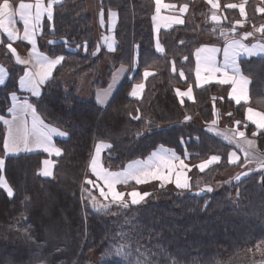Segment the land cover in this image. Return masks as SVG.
Here are the masks:
<instances>
[{"label": "trees", "instance_id": "trees-1", "mask_svg": "<svg viewBox=\"0 0 264 264\" xmlns=\"http://www.w3.org/2000/svg\"><path fill=\"white\" fill-rule=\"evenodd\" d=\"M167 1L187 2L191 16L183 26L161 32L164 52L159 54L151 29L153 0H100L105 20L109 9L118 17L114 60L99 71L100 57L92 55L97 43L86 1L63 0L55 6L53 20H44L39 47L51 56L62 54L65 60L37 98L19 91L23 69L0 47V58L9 69L0 88V116H7L10 95L15 92L28 99L46 123L68 133L64 140L55 141L62 154L55 159L52 177L43 178L39 170L45 154L5 155V125L0 121V157L5 162L0 175L13 189L10 197L0 188V264H264V173L251 172L225 182L219 191L198 190L212 187L232 167L227 159L232 146L210 132L208 124L222 116L226 127H238L251 136L253 126L235 125L237 120L245 122V104L235 105L227 98V88L217 84L193 87V101L183 104L175 93L176 87L193 84L194 51L203 43H223L221 30L230 32L241 18L236 8H225L224 20L217 24L210 20L215 11L201 0ZM246 10V29H237L235 36L264 25V12L253 2ZM260 35L253 36L263 39ZM43 39L58 42L48 48ZM67 46L76 50H66ZM134 55L133 77L123 79L104 108L93 100H78L75 86L65 90L64 78L69 74L75 83L81 75L94 72L95 86H105L114 68L129 67ZM239 64L251 80L249 105L264 111V57L242 59ZM146 68L156 74L145 80L142 97L133 99L131 88ZM181 69L184 81L179 76ZM137 115L139 119L132 118ZM186 115L191 120L185 121ZM255 139L258 150H264V135ZM97 141L112 145L102 160L105 167L114 169L146 157L158 145L187 155L191 166L211 155H220L221 161L204 172L191 167V189L186 194L155 188L143 203L128 208L111 204L108 210H97L85 191L92 189L85 178Z\"/></svg>", "mask_w": 264, "mask_h": 264}, {"label": "snow or ice", "instance_id": "snow-or-ice-1", "mask_svg": "<svg viewBox=\"0 0 264 264\" xmlns=\"http://www.w3.org/2000/svg\"><path fill=\"white\" fill-rule=\"evenodd\" d=\"M63 0H35L34 3L21 2L18 8L13 10L12 4L9 0H2L0 2V33L6 35L9 41L24 40L31 44V50L29 52V58L23 59L17 54V49L13 47L11 42L5 46L10 53L15 57V61L19 65L24 66L23 75L19 78V88L21 90H27L31 92L33 97H39L41 95V88L50 80L54 70L57 66L61 65L65 60V57L55 56L50 57L43 52H40L37 47V34L42 35V20L44 17L48 21L53 20L54 8L57 5H61ZM207 3L211 5L213 9H219V0H207ZM155 15L152 16L154 22L162 21L163 27H171L172 24H183L184 20L179 15L161 16L162 9H177L176 4L165 3L164 0H154ZM226 8L234 9L239 8L241 16L245 15V8L243 4H227ZM189 5L182 4L178 7V12L184 14L188 11ZM259 12H264V9H258ZM19 17V21L23 24V35L21 36L20 30L15 27L16 17ZM108 19L112 27L115 26V21L118 17L116 11L108 10ZM210 20L219 24L221 17L216 12H213L210 16ZM236 25L243 27L241 21H236ZM105 24L104 9L100 10V25L103 27ZM161 24L156 23V30L159 31ZM256 32L264 35V25L255 29ZM237 35L235 27H232L230 32L221 30L220 35L225 38V44L223 49L215 46L203 45L196 49V66H195V80L196 87H202L209 82L215 81L220 85H231V90L228 96L231 100H234L237 105H240L243 101L244 104L248 103L249 97L246 90V85L249 83L247 77H245L239 68L240 57L251 58L254 56H264V43L252 44L251 46L245 43L249 37L254 35L253 32H245L240 39H229V35ZM109 51H114V38L104 37ZM3 41L0 40V43ZM49 44L55 43V41H48ZM183 43V41H181ZM77 47H81L77 45ZM86 50V44L84 45ZM99 49H97L98 51ZM157 52H164V48L161 46L159 40L156 42ZM222 51L223 62H219L217 59L218 53ZM92 55H96L93 52ZM187 60V57H184ZM136 61H133L135 65ZM149 67H153L150 65ZM126 71L121 66L116 75ZM172 71H177L175 67V61L172 62ZM156 73L149 71L147 68L143 72L144 79L149 76H154ZM8 71L3 66H0V85L5 84ZM179 76L182 79H186L184 71H179ZM115 81V77H114ZM112 85H109V89L103 92H97V101L101 104L105 103L108 97ZM145 84L143 81L133 85L129 95L131 97L140 99L144 91ZM178 97L181 98V104L184 103L183 98L187 97L189 100L193 99L192 85L189 84L185 91L175 89ZM12 105L8 108V112L12 114V118L6 119L4 116H0V121L6 127V132L3 136V150L6 155H15L21 151L33 152L36 150H42L49 156L59 157L62 154V149L56 147L53 142L54 136L66 137L67 132L61 131L58 128L52 127L44 123L41 117L37 114L36 108L28 100H21L17 97L16 93L11 94ZM216 98H213L215 101ZM222 99V98H221ZM139 113V109H136ZM31 116V125L28 123V116ZM132 116V113L129 112ZM213 115L216 116L217 112L214 107ZM229 116L232 113H228ZM133 119H139V115L133 116ZM185 121L191 120L190 116L184 117ZM245 120L255 126L256 131L251 133L252 137L258 135H264V112L255 111L251 107L246 109ZM218 123V119H213L209 127L210 132H214L215 135L220 136L223 140L229 144H234L237 149L243 152L244 165L256 163L258 165L257 170H264V155H257L254 151L256 141L249 139L245 131L240 130L238 127L231 129L220 130L215 126ZM245 128L248 127V123L240 120L235 121V125H241ZM111 144L100 141L95 146L94 154L88 164V168L91 173L96 177L98 181L102 182L103 187L95 185L99 188L100 196L105 200H111L109 204H99L95 196L91 197L92 206L94 209L108 210L111 204H116L122 208H128L129 203L131 205H137L141 203L146 197L150 195L148 192L131 191L124 193L117 191V185H127L130 181H134L137 185L146 184L151 180L161 181L160 187L163 188L166 183H173L178 189H191L189 178L185 172V169L190 170V166L184 162L180 156L176 154L174 150L167 149L161 145L156 151L152 152L146 160H136L129 163L121 171H111L104 167L101 163V152L105 149H110ZM228 163L236 164L240 160V156L236 151L228 153ZM221 161L220 155H212L209 158L203 160L198 165L191 167H197L200 172H204L206 168L213 164H218ZM4 159H0V171L4 168ZM44 167L40 170V175L49 177L53 175L52 168L55 165V161L50 159L43 160ZM242 165V166H244ZM251 171V169H250ZM243 173L242 175H247ZM175 177L174 181L172 177ZM237 180L240 179L238 175ZM86 184H94L91 179L85 180ZM0 188L4 189L8 196L13 195V189L8 184L3 175H0ZM105 188L107 191H105ZM83 190V189H82ZM211 192L210 186H205L200 189V192ZM199 194V193H197ZM130 197V201L125 199V196ZM141 264V262H137ZM143 264H149L148 261H144ZM175 264V262H173Z\"/></svg>", "mask_w": 264, "mask_h": 264}, {"label": "crops", "instance_id": "crops-1", "mask_svg": "<svg viewBox=\"0 0 264 264\" xmlns=\"http://www.w3.org/2000/svg\"><path fill=\"white\" fill-rule=\"evenodd\" d=\"M86 1V11H88V9H89V6H88V3H87V0H85ZM201 1H203V0H201ZM205 1H207V0H205ZM222 0H219V5H220V7H219V13H221V14H223V10L226 8L225 7V5H227V4H230V3H222L221 2ZM10 2V1H9ZM21 1H19V2H17L16 4H13L12 2H10V4H12V6H13V10H15V9H17L18 8V5H19V3H20ZM24 2H30V3H34L35 2V0H24ZM45 2H46V0H45ZM164 2L165 3H170V4H176L177 5V9H168V10H164V9H162V11H161V16H170V15H179L183 20H184V23L183 24H172V26L171 27H168V28H165V27H163V22L162 21H158L160 24H161V27H160V29H159V31H157L156 30V23H158V22H154L153 20H152V16L153 15H155V4H154V0H153V12H152V14H151V29H152V33H153V41H154V49H155V51L157 52V50H156V42H157V40H159V42H160V44H161V46H162V43H161V41H160V34H161V32L162 31H165V30H170V29H173V28H178V27H181V26H183L185 23H186V21L187 20H189V18H190V16H191V12H190V6H189V8H188V11L186 12V13H184V14H180L179 12H178V7L180 6V5H182V4H188L187 2H183V3H176V2H170V1H167V0H164ZM254 3L256 6H257V10L258 9H264V0H239L238 1V3H233V4H237V5H240V4H243L244 5V8H245V15L244 16H241L240 15V12H239V8H236L237 10H238V13H239V17L241 18L240 20H242V21H244V19H246V17H247V10H246V5L247 4H249V3ZM98 4H99V15H100V10H101V7H100V2H98ZM189 5V4H188ZM258 5H261L262 6V8H259V6ZM112 11H114V10H112ZM90 16V15H89ZM91 17V16H90ZM107 18H108V15H107ZM45 19H47L46 17H44V19L42 20V25H43V22H44V20ZM92 19V18H91ZM92 23H93V19H92ZM117 23V22H116ZM216 23V22H215ZM262 26V25H261ZM260 26V27H261ZM15 27L17 28V29H19L20 30V34H21V36L23 35V24H22V22H20L19 21V17H18V15H17V17H16V24H15ZM260 27H258V28H260ZM115 26L112 28V31H110L111 32V35H112V38H114V48L116 47V40H115V37H114V32H115ZM40 36H41V34H37V47H38V50L40 51V52H43L44 54H46V55H48L46 52H44V51H42L41 49H40V47H39V38H40ZM242 36V35H241ZM241 36L240 37H232V38H229V39H240L241 38ZM110 38V37H109ZM0 40H2L3 42L2 43H0V47L3 49V51H4V54L5 55H7V56H9L10 58H11V61H12V63L15 65V66H17V67H20V68H22L23 69V71H24V66L23 65H19V64H17L16 63V61H15V57L12 55V53H10L9 51H8V49L6 48V44L7 43H9V42H11L12 44H13V47L14 48H16L17 49V54L21 57V58H23V59H28L29 58V52H30V50H31V44L29 43V42H27V41H24V40H22V39H20V40H16V41H9L8 39H7V37H6V35H4L3 33H0ZM55 41V43H53V44H49V45H47L46 43H45V41ZM57 40H55V39H43L42 40V44L44 45V46H46V47H52L54 44H57ZM245 43H247L246 41H244ZM258 43H262V42H250V43H247L248 45H252V44H258ZM224 44H225V41L223 42V43H221V44H218V43H204V44H201L199 47H201V46H203V45H208V46H215V47H217V48H220V49H223V47H224ZM107 45V44H106ZM163 47V46H162ZM198 47V48H199ZM66 50H71V49H68V46L66 47ZM73 50H76V47L73 49ZM196 51V50H195ZM195 51H194V69H193V84H191L192 85V89H193V87H196V80H195V66H196V57H195ZM116 53V52H115ZM157 53H159V54H162L161 52H157ZM60 55H62V54H59V55H55V56H60ZM48 56H50V57H55V56H51V55H48ZM63 56V55H62ZM257 57H264V56H254V57H251V58H247V57H240V59H239V62H240V60H242V59H252V58H257ZM217 59H218V61L219 62H223V53H222V51L220 52V53H218V55H217ZM136 61V55H134V57H133V60H132V63L130 64V66L129 67H125V66H123L125 69H126V71H124V72H122V73H119V75H116L117 74V72H118V70L121 68V66H117L116 68H114V70H113V72H112V74H111V77H110V79H109V81L107 82V84L105 85V86H101V87H97V86H95V84H94V82H95V80H93V77H92V75H90V74H92L91 72H89V73H85V74H83V75H81L78 79H77V81L74 83V81H73V76L71 75V74H69V75H67L66 76V78H64L65 80H64V83H65V90L66 91H68V90H70L72 87H74L75 86V89H76V95H77V98H78V100H80L81 102H84V103H86V102H90L91 100H93L97 105H99L100 107H102V108H104L105 106H106V104L110 101V99L112 98V96H113V94H114V92L116 91V89L118 88V86L120 85V83L123 81V79H125V78H129V79H131L132 77H133V74H134V72H135V68H136V66L135 65H133V61ZM136 64V63H135ZM0 66H3L4 68H6L7 69V71H8V74H9V69H8V66L1 60V58H0ZM58 67V66H57ZM239 68H240V70H241V67H240V64H239ZM149 71H152V72H155V71H153V70H150V69H148ZM144 72V71H143ZM143 72H142V77H141V79L140 80H138L137 82H135L134 84H136V83H139V82H141V81H143L144 82V84H145V80L146 79H144V77H143ZM241 73L243 74V72L241 71ZM86 74H89L90 75V79H89V82L87 83V87H85V88H83V87H81V80H82V78H83V76L84 75H86ZM23 75V73L21 74V76ZM245 77H247L248 78V80H249V83L246 85V90H247V93H248V97H249V100H248V103L247 104H245V110H244V119H245V115H246V109L248 108V107H251L252 109H254L255 111H260V112H264L261 108H256V107H253V106H251V105H249V102H250V84H251V80H250V78L248 77V76H246L245 74H243ZM9 76V75H8ZM8 76L6 77V81H7V79H8ZM114 77H115V81H114ZM150 77V76H149ZM20 78V77H19ZM52 78V77H51ZM50 78V79H51ZM181 78V77H180ZM181 80L182 81H184V79H182L181 78ZM50 81V80H49ZM48 81V82H49ZM47 82V83H48ZM6 83V82H5ZM46 83V84H47ZM45 84V85H46ZM133 84V85H134ZM211 84H217L215 81H212V82H209L208 84H205V85H203L202 87H204V86H206V85H211ZM4 85V84H3ZM3 85H0V88L3 86ZM44 85V86H45ZM109 85H112V88H111V90H110V93H109V95H108V97L106 98V101H105V103H103V104H101V103H99L98 101H97V92H103V91H105V90H108L109 89ZM217 85H220V84H217ZM43 86V87H44ZM221 87H226L227 88V98L229 99V100H231L230 98H229V96H228V93H229V91L231 90V85H220ZM43 87L41 88V93H42V91H43ZM133 87V86H132ZM188 87V86H187ZM187 87H185V88H183V87H176L175 89H180L181 91H185L186 89H187ZM18 88H19V79H18ZM197 88V87H196ZM132 89V88H131ZM19 91L20 92H22V93H25V94H27L28 96H30L31 98H37V97H33L32 96V94H31V92H29V91H27V90H21L20 88H19ZM175 93H176V91H175ZM143 94V93H142ZM17 95V94H16ZM176 96H177V94H176ZM17 97L19 98V99H21V100H28V99H25V98H21L20 96H18L17 95ZM131 97V96H130ZM178 97V96H177ZM131 98H133V99H137V98H134V97H131ZM178 99H179V101L181 100V98L180 97H178ZM193 99H194V96H193ZM193 99L192 100H189L187 97H184L183 98V100L184 101H193ZM29 101V100H28ZM235 105H237L236 103H235V101L234 100H231ZM29 103H31L30 101H29ZM241 104H244V102L242 101L241 102ZM11 105H12V99H11V95H10V105H9V108L11 107ZM38 114V113H37ZM39 115V114H38ZM40 116V115H39ZM41 117V116H40ZM5 118L6 119H11L12 118V114L11 113H9V112H7V116H5ZM27 119H28V123H29V126L31 125V116L29 115L28 117H27ZM42 119V118H41ZM43 120V119H42ZM44 121V120H43ZM1 122H3V121H1ZM245 122L246 123H248L246 120H245ZM44 123L45 124H47V125H50V124H48V123H46L45 121H44ZM210 125L211 124H208V127H210ZM248 125H251V126H253V128L255 129V126L254 125H252L251 123H248ZM50 126H52V125H50ZM52 127H54V126H52ZM216 128H218V129H220V130H225V129H231V128H228V127H226L224 124H222V123H217V125L215 126ZM55 128H57V127H55ZM59 129V128H58ZM59 130H61V129H59ZM240 130H243V129H240ZM61 131H63V130H61ZM244 131V130H243ZM254 131H256V129L254 130ZM5 132H6V127H5ZM247 135V134H246ZM248 136V135H247ZM67 137V136H66ZM66 137H61V136H54L53 137V142H54V144H55V146L56 147H58L57 146V144L55 143V141L56 140H64ZM257 137V136H256ZM256 137H252V135L251 136H248V138L249 139H254L255 141H256ZM98 142H100V141H97V142H95L94 143V145H93V149H92V151H91V156L94 154V151H95V146H96V144L98 143ZM105 142V141H104ZM105 143H108V142H105ZM228 143V142H227ZM231 146H232V148L229 150V153L230 152H232V151H236L237 152V154L240 156V160L236 163V164H230L232 167L227 171V175L226 176H228V175H230L229 177H231L232 178V182H235L237 179H236V177L239 175L240 176V178H242L244 175H242L243 173H250V172H252L253 170H257V168H258V165L254 162V163H251V164H247V165H244V155H243V152L242 151H240L239 149H237L236 148V146L234 145V144H230ZM161 145H158L156 148H154L146 157H144V158H138V159H134V160H131V161H129V162H127L126 164H125V166L124 167H126L129 163H131V162H133V161H136V160H146L150 155H151V153L152 152H154V151H156L159 147H160ZM164 146V145H163ZM165 148H167V149H171V150H174V149H172V148H170V147H167V146H164ZM106 151H108V149H105V150H103L102 152H101V163L103 164V166H104V163H103V160H102V156H103V154L106 152ZM252 151H254L257 155H264V150H258V148H257V144H255V148L252 150ZM31 153H43V154H45V158L44 159H50V160H53V161H55V159H57L58 157L57 156H49L47 153H45V152H43L42 150H36V151H33V152H23V151H21V152H19V153H17V154H15V155H6V156H17V155H20V154H31ZM177 154V153H176ZM178 155V154H177ZM91 156H90V159H91ZM179 156V155H178ZM212 156V155H211ZM182 159H184V162L186 163V164H188L189 166H190V169H191V165H190V163L188 162V157H187V155L186 156H184V157H182V156H180ZM210 157V156H209ZM208 157V158H209ZM0 159H3V158H0ZM43 159V160H44ZM90 159H89V161H90ZM43 160H42V162H43ZM41 162V167H40V170L44 167V165H43V163ZM200 162H202V161H200ZM200 162H197L195 165H198ZM88 164H89V162H88ZM55 165H56V161H55ZM55 165H54V167H55ZM214 165V164H213ZM242 165H244V166H242ZM212 166V165H211ZM54 167L52 168V172H53V170H54ZM105 167V166H104ZM123 167V168H124ZM210 167V166H209ZM107 168V167H106ZM123 168L122 169H119V170H123ZM198 171H199V169L197 168V167H195ZM87 169H88V171H89V173H90V175H91V177H87V179H91V180H93L94 181V184H95V182H99L100 183V181H98L97 179H96V177L91 173V171L89 170V168H88V166H87ZM207 169V168H206ZM250 169H251V171H250ZM40 170H39V173H40ZM257 171H260V172H262V173H264V170H257ZM115 172V171H114ZM185 172H186V174H187V177L189 178V170L188 169H185ZM43 178H51L52 176H49V177H46V176H43V175H41ZM230 178V179H231ZM172 179H173V181H174V179H175V177L173 176L172 177ZM85 180H86V178H85ZM189 180H190V178H189ZM228 181H230L229 179H228ZM94 184H91V185H89L90 187L92 186V185H94ZM133 185V187L132 188H130V189H122L121 187H123V186H125V185H117V191H120V192H124V193H129V192H131V191H133V190H135V191H138V192H141V193H143V192H148V193H150L153 189H155V188H161L160 187V184H161V181H158V180H151L150 182H148V183H146V184H140V185H137L134 181H130L127 185ZM163 188H172V189H175V190H179V191H185V190H188V189H178V188H176L175 187V184H174V182L173 183H166L165 184V186L163 187ZM4 190V189H3ZM99 190V189H98ZM105 191H107V189L105 190ZM6 192V191H5ZM100 192V191H99ZM7 193V192H6ZM147 198V197H146ZM145 198V199H146ZM125 199L126 200H129L130 201V197H128L127 195L125 196ZM145 199H144V201H145ZM110 200H111V197H109V200L107 201V200H105V201H107V203H109L110 202ZM140 204V203H139Z\"/></svg>", "mask_w": 264, "mask_h": 264}, {"label": "rangeland", "instance_id": "rangeland-1", "mask_svg": "<svg viewBox=\"0 0 264 264\" xmlns=\"http://www.w3.org/2000/svg\"><path fill=\"white\" fill-rule=\"evenodd\" d=\"M98 2H100V0H87V3H88V6H89V9H88V11H87V13L91 16V18L93 19V23H92V30H93V38H94V40L96 41V43H97V49H99L98 51L96 50V55L98 56V57H100V62H99V66H98V70L99 71H104L105 70V68L108 66V65H112V62H113V60H114V54H115V50L114 51H109L108 50V47H107V45H106V43H105V41H104V37H110V38H112V35H111V32L110 31H112V25H111V23L109 22V19L107 18L106 20H105V24H104V26L103 27H101V25H100V15H99V4H98ZM208 8H211V9H213L212 7H211V5L210 4H208L207 3V1H205V0H203L202 1ZM259 6V8H262V6L261 5H258ZM215 12H216V14L219 16V17H221V20H220V22L219 23H221L223 20H224V18H223V15L221 14V13H219V9H213ZM238 21V20H237ZM239 21H241L242 22V24H243V27H241V26H239V25H236V23H234V27H235V29L237 30V29H241L242 31L243 30H245L246 29V26H245V23H244V21H242V20H240L239 19ZM116 22H117V19H116V21H115V28H116ZM255 29H257V28H254V30H253V33H259V32H256L255 31ZM260 34V33H259ZM257 36H259V35H257ZM260 36H262V38L263 39H260V38H257V37H255V36H252V37H249L247 40H246V42L247 43H250V42H262V43H264V35H260ZM232 37H240V36H232ZM232 37H230V38H232ZM45 43L47 44V45H49V43H48V41H45ZM204 44V43H203ZM68 49H73V48H71L70 46H68ZM90 75H95V73L94 72H92V74H90ZM90 75L89 74H86V75H84L83 76V78H82V80H81V87H83V88H85V87H87V83L89 82V79H90ZM97 76H100L99 74H97ZM110 79V78H109ZM95 80V79H94ZM109 81V80H108ZM22 93V92H21ZM25 94V93H24ZM18 95V94H17ZM19 96V95H18ZM219 121H218V123H222V124H224V118L222 117V116H220V118H217ZM0 158H3V157H0ZM4 159V158H3ZM109 170H111V171H121V170H119V169H114V168H109V167H107ZM252 172H257V170H253ZM251 173V172H250ZM249 173V174H250ZM88 175H89V177H91V175H90V173H89V171H88ZM230 175H228V176H226V177H223V178H220V180L219 181H217L211 188H212V191L213 192H215V191H219V190H221L222 188H223V186H224V184H227V183H225V182H229V183H232V178L231 177H229ZM244 176H246V175H244ZM231 178V179H230ZM228 179L230 180V181H228ZM237 181V180H236ZM95 185H100L101 187H103V185H102V182L100 181V183L99 182H95V184L94 185H92L91 186V188L92 189H88V190H85L86 191V193H87V195H89L90 196V201H91V197L92 196H95L96 197V200H97V202L99 203V204H104L103 203V200H105L103 197H101L100 196V192H99V188L98 187H96ZM97 191L98 193H99V195L97 194H95L94 195V193L92 192V191ZM105 190H106V188H105ZM198 190H200V189H198ZM181 192H183V194H186V193H188V190H185V191H181ZM99 196H100V198L102 199H100L99 198ZM108 201V200H107ZM144 202V200L141 202V203H143ZM91 204H92V202H91ZM130 204V203H129Z\"/></svg>", "mask_w": 264, "mask_h": 264}]
</instances>
